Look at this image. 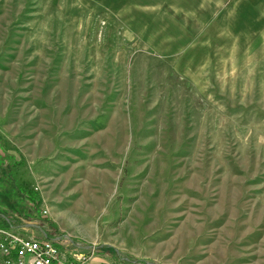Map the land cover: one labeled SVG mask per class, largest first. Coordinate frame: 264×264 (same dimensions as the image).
Here are the masks:
<instances>
[{
  "label": "rangeland",
  "instance_id": "1",
  "mask_svg": "<svg viewBox=\"0 0 264 264\" xmlns=\"http://www.w3.org/2000/svg\"><path fill=\"white\" fill-rule=\"evenodd\" d=\"M0 217L135 264H264V0H0Z\"/></svg>",
  "mask_w": 264,
  "mask_h": 264
},
{
  "label": "built area",
  "instance_id": "2",
  "mask_svg": "<svg viewBox=\"0 0 264 264\" xmlns=\"http://www.w3.org/2000/svg\"><path fill=\"white\" fill-rule=\"evenodd\" d=\"M22 230L0 227V264H91L96 255L94 248L62 247L48 235L29 237Z\"/></svg>",
  "mask_w": 264,
  "mask_h": 264
},
{
  "label": "crops",
  "instance_id": "3",
  "mask_svg": "<svg viewBox=\"0 0 264 264\" xmlns=\"http://www.w3.org/2000/svg\"><path fill=\"white\" fill-rule=\"evenodd\" d=\"M91 264H135V263L129 262L126 258H121L116 254H111L108 252L103 253L97 251Z\"/></svg>",
  "mask_w": 264,
  "mask_h": 264
},
{
  "label": "trees",
  "instance_id": "4",
  "mask_svg": "<svg viewBox=\"0 0 264 264\" xmlns=\"http://www.w3.org/2000/svg\"><path fill=\"white\" fill-rule=\"evenodd\" d=\"M0 223H1V224H4L5 227H10V226L13 225L12 221H11L10 219L6 218V217H3V218L0 217ZM49 238H50V239H53V238H51V237H49Z\"/></svg>",
  "mask_w": 264,
  "mask_h": 264
}]
</instances>
